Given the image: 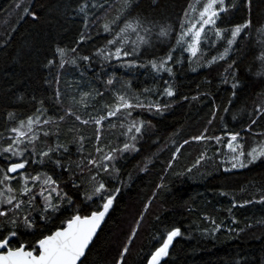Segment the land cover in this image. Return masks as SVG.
<instances>
[{
    "label": "trees",
    "instance_id": "16d2710c",
    "mask_svg": "<svg viewBox=\"0 0 264 264\" xmlns=\"http://www.w3.org/2000/svg\"><path fill=\"white\" fill-rule=\"evenodd\" d=\"M101 3L104 0H0V137L4 138L0 139V146H6V138L14 135L9 132L10 128L18 126L21 120L26 122L28 117L38 116L39 121L33 126L40 137L36 142L37 152L49 147L56 151L50 153L51 159L44 158L43 162L38 155L32 157L26 152L25 158L36 162L29 163L22 171L51 175L61 195L74 202L69 206L65 200L60 212L49 213L52 219L47 225L39 219L43 200L37 197L33 206L25 203L16 215L20 221L29 216L35 221V227L27 229L20 223L13 246L17 241L34 244L42 234L61 226V221L73 214L74 208H79L81 214L95 210L102 201L96 197L92 201L85 200V194L94 183L91 176H95L110 191L116 188L120 191L115 194L104 224L82 258L83 264H116L125 244L129 251L121 264H147L151 253L173 227L180 228L182 235L174 238L169 255L161 264H264V201L261 200L264 165L257 163L224 172L223 168L230 165L221 163L230 155L225 147L228 134L239 132L243 139L238 138L237 143L244 145L245 151L255 140L264 139L254 135L264 133V116L249 115L255 104L264 99L259 95L264 93V76L257 75L262 69L250 71L251 65L247 66L253 61L257 30L264 29V0H253L251 8L245 6L244 0H225L228 11L220 14L217 26L231 29L248 20L250 28L241 33L224 60L218 59L208 66H204L207 61L227 47L230 31L216 41V47L209 49L208 45H202L203 55L192 58L191 62L183 47H176L173 59L166 65L172 69L171 75L166 71H153L147 62L165 57L175 45L176 33L180 30L177 18L189 0H156V5L153 0H137L139 8L133 15L141 13L161 26L171 24L174 31L162 37V41L152 43L151 38L152 47L142 46L144 55L139 56L134 67L124 66L131 57L118 61L93 55L111 38L100 28L104 12L94 5ZM109 3L113 5L108 12L111 18L116 14L119 0H109ZM24 8L35 13L36 18L25 14ZM97 17L100 20L97 21ZM81 34L86 37L84 41H80ZM208 38L216 40L211 27ZM107 47L114 51L112 46ZM57 48L65 50L63 57L57 53ZM74 48L75 53L71 51ZM82 56H89L90 60L79 59ZM62 59L65 63L60 67ZM74 59L76 62L72 63ZM232 61L236 63L229 68ZM140 64L146 66L140 67ZM109 79L113 80L112 85L107 84ZM234 83L236 88L232 87ZM167 87L172 88V97L164 94ZM146 88L151 91L145 93ZM96 91L103 96L90 99L87 109L73 102V98L79 100L83 92L95 94ZM117 92L139 95L145 103L168 107L161 113L155 108L135 109L127 119L121 115L105 120L100 142L95 140V124L83 125L74 117L59 119L69 107L83 119L106 114L104 105L113 103ZM9 113L13 114V119L9 118ZM252 118L257 119V123L251 132L245 131ZM45 120L54 123L46 125ZM232 120L235 123L232 124ZM132 121L145 122L142 134L135 141L138 150L117 154L114 161L105 162L110 169L115 165L116 172L106 173L102 169L98 172L92 165H87L83 171L76 167L82 159L87 163L85 158L89 153L99 155L95 152L97 144L108 151L109 147H122L124 142H131L130 136L135 133L128 136L123 133ZM205 128L206 135L219 136L222 142L192 139ZM43 131L51 135L44 137ZM80 135L87 138L82 151H78ZM185 140L189 143L185 144ZM206 148V155L212 159L193 167ZM56 160L64 167H57ZM8 162L0 155V168ZM189 168L191 172L187 171ZM2 176L0 173V178ZM13 176L16 178L9 183L19 189V176ZM74 183L80 187H73ZM29 187H34V192L40 191L39 182L33 186L29 181ZM52 195L56 197L53 192ZM18 198L27 200V197ZM56 201L60 203L57 198ZM12 215L0 217L3 234H6L3 230L12 227L8 222ZM217 224L220 225L218 230ZM133 229L136 235L129 241Z\"/></svg>",
    "mask_w": 264,
    "mask_h": 264
},
{
    "label": "snow or ice",
    "instance_id": "6c2138e0",
    "mask_svg": "<svg viewBox=\"0 0 264 264\" xmlns=\"http://www.w3.org/2000/svg\"><path fill=\"white\" fill-rule=\"evenodd\" d=\"M253 0H244L245 6L251 8ZM107 5V7L105 6ZM153 5H156V0H153ZM200 5V7H197ZM20 7V5H17ZM104 12L103 22L100 24V28L103 33L108 34L111 38L106 39V45L102 48H97L93 55H99L106 60L116 59L118 61L131 57V60H127L124 66L134 67L136 66L139 56L144 55L142 51V46L152 47L151 36L153 34V28L157 27L156 23L144 16L141 13L133 15L132 13L139 8L137 0H119V7L115 8L116 14L111 18H108V12L113 8V5L109 3V0H104V3L94 5ZM232 7H236V4H232ZM24 13L31 15L33 19L36 18V14L30 12L29 8H24ZM83 11V7L81 8ZM182 15L178 16L177 22L179 24L180 30L176 33V43L167 52L166 56L156 60L152 59L147 62L151 66L153 71L160 72L166 71L169 75L172 74V69L166 67L167 62L173 59V53L176 47H183V51L189 54V60L191 62L192 58L203 55L202 45H208L209 49L216 47V41L223 38V35L230 31L231 36L227 40V47L218 56H213L211 60L207 61L204 66L216 63L217 60H224L232 49V46L237 42V38L241 36V33L249 29L251 26V21L246 20L243 24H236L231 29L220 28L217 26V19L220 17L221 13L228 11L225 5V0H189L187 7L182 8ZM96 20H100L97 17ZM96 21H93L95 23ZM212 28L216 40H210L208 38V29ZM174 31V26L163 25L159 26V31L156 33L158 37H168L170 33ZM261 32L260 29L257 30ZM143 33V35L141 34ZM135 34L136 39L130 40V35ZM90 38V37H89ZM86 39L84 34H81L80 41ZM78 41V43L80 42ZM112 46L114 51L108 49L107 46ZM129 45H131L129 49ZM57 53L63 57L65 50L62 48L56 49ZM72 52H76V49H72ZM84 61H89V56L79 57ZM261 60L262 70L257 73L258 76H264V53L258 57ZM75 59L72 63H75ZM52 61H49L51 64ZM65 61L62 59L60 67L64 66ZM236 61H232L228 65L232 68ZM140 67H145V64H140ZM192 68V71H195ZM226 82V81H225ZM108 85L113 84V80L109 79L107 81ZM233 88L237 87V84L232 85ZM150 89H144V92H150ZM164 94L168 97H172L174 92L171 87L164 89ZM260 96L264 97V93H260ZM57 102L60 100V93H56ZM96 96H103V93L96 91L95 94L91 92H83L80 95L79 100L73 98V102L78 104L81 108L87 109L90 104V99H95ZM95 107V105H91ZM168 105H163V108L159 103H145L140 99L139 95H128L127 93L117 92L115 94L114 102L111 104L104 105V112L106 114H101L98 116L89 115V119H83L82 116L73 111L72 107L65 109L64 115L60 116L59 119L63 121L66 117H74L76 121L80 124L88 125L93 123L96 125V135L95 140L97 142L102 141V122L108 120L112 117L124 116L125 119L132 116V112L135 109L151 110L156 109V112L161 113L163 109L167 108ZM228 111V109H225ZM215 115V113H213ZM250 117H261L264 116V99L256 103L253 111L249 114ZM9 118L13 119V114L9 113ZM39 117H28L27 121L21 120L16 127L9 129V132L14 133V135L6 138L8 141L6 146H0V155L4 156L6 161H9L5 167L0 168V173H3L2 178H0V217L8 218L9 214L12 213V218L9 219V224L12 226L10 229L3 230L0 232V264H83L82 257L86 256V249L89 248L90 244L93 242V238L97 235V230L100 228L102 221L105 219L106 214L109 209L113 206L115 199V194L120 191L116 188L114 191H110L104 182L97 181L95 176H91V180L94 183L91 185L89 193L85 194L86 201H92L94 197L99 198L102 203L90 212V214H81L79 208L73 209V214L68 218L61 221V226L55 227L54 230H48L47 234H42L34 244L26 243L23 241H17L16 245L13 246V239L17 237V228L20 223H23L25 228L33 229L35 227V221L31 220L29 216H25L22 221L17 217L18 211L22 206L27 203L29 206H33L37 197H40L44 202V207L42 209L39 219L44 221L45 225L52 219L49 215L58 213L63 208V202L67 200L69 206L73 205V200L66 195H60L61 190L57 184V181L53 179L51 175L46 173H38L37 175H31L26 171V165L29 163H35L36 160H29L25 158V153H29L32 157L38 155L43 162L44 158H49L50 153L56 151V149L49 147L47 150H40L37 152L36 142L39 141L40 137L36 134L34 130V125L38 123ZM54 123V121L45 120L44 124ZM209 124L212 123L211 120L208 121ZM257 123V119L252 118L250 124L245 131L251 132L252 126ZM112 127L116 125L112 124ZM144 121H132L128 127L127 132L123 135L128 136L129 133H135L130 136L131 142H124L122 147H109L108 151H104V148L100 147L99 144L95 147V152L99 154L98 156H92L89 153L87 163H84V159L76 163V167L83 171L87 165H92L97 168L99 172L102 169L104 172H109L110 170L116 172L117 169L115 165L109 163L117 158V154H123L126 152L137 151L135 141H137L140 134L144 129ZM123 127V125H121ZM79 131V129H77ZM207 128L200 135L192 137L195 141H211L215 140L217 143L222 142V138L219 136H208L205 133ZM51 133L49 131H43V136L48 137ZM226 148L228 149L227 158L222 160V164H228L230 167H224V172H231L233 169H244L249 166L256 165L257 163L264 165V139L255 140L253 146L249 147L245 151V146L239 143H234L239 139H243L240 133H230ZM257 137H264V133H255ZM0 139H4L0 137ZM87 139L83 135L78 138V151L83 150V141ZM26 141V143H25ZM185 144L189 141L185 140ZM23 145V146H22ZM29 146H31L29 148ZM59 147V145L57 146ZM64 151L67 152V146H64ZM179 151V149H178ZM207 148L205 152H201L200 156L197 158L195 164L199 165L204 160H210L212 157L206 155ZM12 158H16L13 160ZM175 158V157H173ZM57 167H64L59 160L55 161ZM171 166V165H170ZM191 168L187 169L191 172ZM65 171H70V168H65ZM91 172V169H88ZM9 174H17L19 176L18 183L21 184L19 189H14L10 185V181L15 179V176ZM29 181L32 182L33 186L37 182L40 183V191L34 192V187H29ZM73 187H80V185L73 184ZM48 195H45V193ZM52 192H57V199L60 203H54L51 196ZM225 195V193H221ZM18 197H27V200H21ZM264 201V196L261 197ZM259 202V201H258ZM245 203H250V201H245ZM235 206V205H234ZM243 206V205H241ZM67 211V209H64ZM231 212V209H229ZM139 223V222H137ZM215 223V222H213ZM216 229L218 230L220 225L217 224ZM136 235V229H133L132 234L128 237L129 241L132 240L133 236ZM181 230L178 227H173L169 230L166 236L163 238V242L159 247L151 253L148 258L147 264H161V260L169 255V247L172 245L174 238L181 236ZM129 251L128 245L123 246V250L119 253L120 259L116 261V264H121L124 259L125 254Z\"/></svg>",
    "mask_w": 264,
    "mask_h": 264
},
{
    "label": "rangeland",
    "instance_id": "374dc122",
    "mask_svg": "<svg viewBox=\"0 0 264 264\" xmlns=\"http://www.w3.org/2000/svg\"><path fill=\"white\" fill-rule=\"evenodd\" d=\"M149 19L153 20L156 23V25H157V27L153 28V34L151 36L152 43L153 42H157V40L162 41L163 40L162 37H158L156 35V33L159 31V26H161V25H159L156 22V20H154L153 18H149ZM261 32H264V29L263 28L261 29ZM141 34L143 35V33H141ZM134 38H136L135 34H131L130 35V40H134ZM129 46L131 47V45H129ZM253 49H254V52H253V61L251 60L250 61L251 63L247 64V66L251 65V67L249 68L250 71H254V70H256V71L259 70L260 71L262 69V64H261V60H259L258 57H260L261 54L264 53V35H261L260 32L255 37L254 48ZM220 53H222V52H217V55L216 56H218ZM237 120L238 119L236 118L235 121H237ZM235 121L232 120L231 121L232 124L235 123ZM234 143H237V141L234 142ZM53 193H55V195H56V197H54L52 195V193H51V196L53 198V202L54 203H59L58 201H56V198H57V195H58L57 192H53ZM45 195H48V193L46 192ZM60 195H61V193H60Z\"/></svg>",
    "mask_w": 264,
    "mask_h": 264
},
{
    "label": "water",
    "instance_id": "95a60500",
    "mask_svg": "<svg viewBox=\"0 0 264 264\" xmlns=\"http://www.w3.org/2000/svg\"><path fill=\"white\" fill-rule=\"evenodd\" d=\"M20 171H22V170H20ZM9 175H15V174H9ZM111 208H112V207H111ZM111 208L109 209L108 213L106 214L105 219L102 221L100 228H101L102 225L104 224V222H105V220H106V218H107V216H108V214H109ZM100 228L97 230V233H98V231L100 230ZM94 238H95V237H94ZM94 238H93V240H94ZM90 245H91V244H90ZM86 252H87V249H86ZM82 258H83V257H82ZM82 258H81V259H82Z\"/></svg>",
    "mask_w": 264,
    "mask_h": 264
}]
</instances>
